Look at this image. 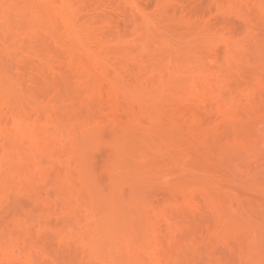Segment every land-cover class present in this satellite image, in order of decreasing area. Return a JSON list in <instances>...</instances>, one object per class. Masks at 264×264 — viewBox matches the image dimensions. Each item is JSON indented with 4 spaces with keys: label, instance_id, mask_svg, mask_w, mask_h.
Masks as SVG:
<instances>
[{
    "label": "bare ground",
    "instance_id": "1",
    "mask_svg": "<svg viewBox=\"0 0 264 264\" xmlns=\"http://www.w3.org/2000/svg\"><path fill=\"white\" fill-rule=\"evenodd\" d=\"M261 34L264 0H0V264H264Z\"/></svg>",
    "mask_w": 264,
    "mask_h": 264
},
{
    "label": "rangeland",
    "instance_id": "2",
    "mask_svg": "<svg viewBox=\"0 0 264 264\" xmlns=\"http://www.w3.org/2000/svg\"><path fill=\"white\" fill-rule=\"evenodd\" d=\"M262 36H260V37H262V38H259L260 40H258V42H257V44L255 43V45L253 46V47H251V50L249 51V53H247V57H249V59L252 61V62H257V61H259V62H262V63H264V34H261ZM232 82H233V80H232ZM103 149H101L102 151H104L105 152V150H106V152H107V149H108V147L107 146H103L102 147ZM101 151V153H104V152H102ZM106 152H105V154H106ZM104 154V155H105ZM104 155L102 156V154H100V156H98L97 157V159H96V167H97V169H98V171H101V169H102V167L104 166ZM100 161H103L102 163L100 162ZM245 164V163H244ZM244 164H243V166H244ZM99 165V166H98ZM246 166H245V168H243V170L241 169V173H239L238 172V174L240 175H237L238 176V179L239 180H241V181H245V179L244 178H246L245 177V175L244 174H247L248 173V169H249V166L247 165V163L245 164ZM242 166V167H243ZM100 167V168H99ZM246 168H247V170H246ZM243 172V173H242ZM244 176H243V175ZM247 176V175H246ZM247 179V178H246ZM240 185V186H239ZM242 185L243 184H238L237 185V187H236V192L238 193V191H239V193L241 194L240 196H243V199L245 200V198H248V199H251L250 198V192L249 193H246V192H248L245 188H244V186H243V188H242ZM155 187V188H154ZM150 188H152L151 190H150ZM150 188H148V190L152 193V194H158L159 192H160V190L158 191V187L155 185V184H153V185H150ZM154 188V189H153ZM158 188V189H157ZM157 190V193H156V190ZM153 190H155L154 192H153ZM149 192V193H150ZM238 193V194H239ZM253 193V192H252ZM254 194V193H253ZM247 195H248V197H247ZM255 196V195H254ZM253 196V197H254ZM251 197H252V194H251ZM242 199V198H241ZM242 199V200H243ZM247 199V200H248ZM247 200H245V201H247ZM244 201V202H245ZM251 201L253 202V200L251 199ZM262 201L263 202H260V205L262 204V203H264V198H262ZM247 202H250L249 200L247 201ZM246 202V203H247ZM251 202V203H252ZM246 203H245V205H246ZM249 204V206H251L250 205V203H248ZM255 204V203H254ZM256 204H258V206L257 207H255L256 205H254V208L252 207V210L254 211V209L255 208H257V209H255V211L254 212H257V213H255V214H257V215H260V216H262V214H263V210L261 211V208L263 209L264 207H260L259 206V203H256ZM247 207V206H246ZM259 208V209H258ZM261 211V212H260ZM11 213H12V211H9L7 214H6V216L4 215V219H9V217H10V215H11ZM259 213V214H258ZM3 218V217H2ZM0 220H1V218H0Z\"/></svg>",
    "mask_w": 264,
    "mask_h": 264
}]
</instances>
